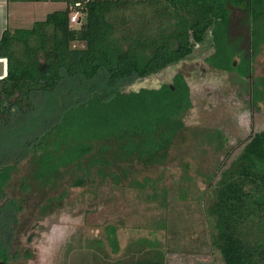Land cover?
Here are the masks:
<instances>
[{
  "label": "trees",
  "instance_id": "trees-1",
  "mask_svg": "<svg viewBox=\"0 0 264 264\" xmlns=\"http://www.w3.org/2000/svg\"><path fill=\"white\" fill-rule=\"evenodd\" d=\"M73 13H80L79 24H70ZM244 20L248 28L241 35ZM263 47L264 0H68L30 28L4 31L0 130L8 126L15 143L0 152V264L10 259L13 223L18 205L22 208L6 191L20 163L32 162L34 178L42 182L72 166L81 173L77 184L95 179L118 184L131 176L137 187L151 188L156 180L139 181V169L167 168L169 150L185 128L126 131L127 90L162 83L152 92L165 95L178 111L185 84L180 67L202 61L245 84ZM172 73L174 92L167 83ZM148 100L141 96L135 102L147 106ZM223 131L217 126L204 131L206 144L223 148ZM187 168L181 165L182 172ZM218 172L199 196L210 249L221 264H264V132ZM115 230L108 226L110 236ZM109 240L116 253L114 237ZM166 256L163 247L142 248L115 264H165Z\"/></svg>",
  "mask_w": 264,
  "mask_h": 264
},
{
  "label": "rangeland",
  "instance_id": "rangeland-1",
  "mask_svg": "<svg viewBox=\"0 0 264 264\" xmlns=\"http://www.w3.org/2000/svg\"><path fill=\"white\" fill-rule=\"evenodd\" d=\"M246 23L244 20V25L238 29L241 35L248 28ZM204 66L198 61L177 70L189 83L193 79L194 82L200 80L207 95L219 93L226 102L223 105L216 102L209 108L204 102L196 105L197 110L191 108L192 112L183 119L184 132L176 137L169 150L167 168L139 169V181L150 176L156 180L153 187L141 189L131 176L121 177L118 184L111 179L77 184L76 176L81 173L72 166L61 168L59 175L49 183L34 178L32 162H22L15 168L6 191L22 208L18 205L13 223L10 264H115L126 261L138 249L155 252L158 247L167 252L165 264H221L207 240L208 221L199 196L206 188L208 177L212 173L218 177V170L240 154L243 145H235L246 138L249 117L243 102L235 104L237 98L233 103L227 100L234 91L231 78L221 73L202 72ZM252 68L253 77L264 75V47L253 58ZM171 75L167 83L174 74ZM207 75L219 77L220 85L206 83L203 79ZM161 84L133 86L127 92L140 87L153 89ZM213 89H216L214 93L209 92ZM257 118L256 128L260 129L264 119ZM216 126L224 130L226 144L223 148L206 144L207 135L203 132ZM13 143L15 136L8 135V126L0 130L1 154L8 146L11 151ZM226 151L229 156H223ZM183 163L188 164V168L183 169L185 172L181 170ZM188 176L191 179H187ZM154 191H157L155 197ZM108 226L116 229L112 235L116 253L112 251Z\"/></svg>",
  "mask_w": 264,
  "mask_h": 264
},
{
  "label": "flooded vegetation",
  "instance_id": "flooded-vegetation-1",
  "mask_svg": "<svg viewBox=\"0 0 264 264\" xmlns=\"http://www.w3.org/2000/svg\"><path fill=\"white\" fill-rule=\"evenodd\" d=\"M253 60L250 63V68L248 70V74L246 76V82L245 84H241L238 83L237 80L235 79V77H232V85L234 88V91H231L230 94L227 97L228 101H231L230 103H233V99L237 98L238 101L235 100V104H239L237 102H243L244 103V108L247 112V116L249 117V131L248 134L246 136V138L244 139L245 142H243L242 140L240 142H237V144L235 146H241L243 145L241 152L246 148V144L250 143V141L254 138V136H256L257 134H260L262 132H264V126L262 127H258L260 129H257V121L259 120L257 117L264 119V111L262 110V106L264 107V75L259 74L256 77H253ZM202 72L205 73H221L218 70H214V69H210L208 66H204L202 68ZM215 72V73H214ZM173 74V73H172ZM178 76V75H177ZM203 77V75L201 76ZM175 77H172L171 82L168 83V86L172 89H170L172 92H174L175 87H173V81H174ZM181 78L183 79L184 83L187 84L189 86V90H190V105L191 107L189 109L186 110L185 112V116L187 117L189 111L192 112V109H196L201 105L202 103H207V107L209 108V106H214V104L216 102H223L222 105L224 104V102H226V99L223 95L219 94V93H215L213 96L212 95H207L206 91L204 90V85L199 81L194 82V79L192 80L193 82H190L188 80H186V78L183 76V74L181 73ZM217 78V79H215ZM206 83H210L214 82L218 85H220L218 83V81L221 82V79H219V77L213 76V77H209L208 75L205 77ZM200 82V83H199ZM214 85V84H213ZM212 85V88H213ZM211 86V85H210ZM242 86H244L243 91H242ZM161 87V85L157 88H153V89H159ZM221 87V86H220ZM207 88V87H206ZM152 89V88H151ZM239 89L243 92V94L240 93ZM216 89L210 90L209 92L214 93ZM232 93V94H231ZM213 101V102H212ZM192 108V109H191ZM262 110V111H261ZM185 128V125H183ZM226 144V142H225ZM240 152V153H241ZM230 154L228 153V156ZM12 248V245H10V250ZM10 256H11V252H10ZM9 256L10 259H8V264H10V260L11 257Z\"/></svg>",
  "mask_w": 264,
  "mask_h": 264
},
{
  "label": "water",
  "instance_id": "water-1",
  "mask_svg": "<svg viewBox=\"0 0 264 264\" xmlns=\"http://www.w3.org/2000/svg\"><path fill=\"white\" fill-rule=\"evenodd\" d=\"M79 22L80 20L78 21V24ZM4 76L5 63L0 60V79ZM170 89H172V87ZM154 90L155 89L140 87L139 89L133 88L127 92V99L130 102L131 107H127L128 120L125 123L126 131L133 132L135 130L142 133V131L145 130L161 129L171 130L172 133H175L183 128L185 112L191 107L189 102V86L187 84H184L183 86L184 91L182 96L184 98V103L178 111L172 108L173 103H169L166 98H164L165 95L156 96V94L152 92ZM141 96H149L147 106L135 102ZM147 107L150 108L149 111L145 110ZM133 119L137 120V123H133Z\"/></svg>",
  "mask_w": 264,
  "mask_h": 264
},
{
  "label": "crops",
  "instance_id": "crops-1",
  "mask_svg": "<svg viewBox=\"0 0 264 264\" xmlns=\"http://www.w3.org/2000/svg\"><path fill=\"white\" fill-rule=\"evenodd\" d=\"M66 1L0 0V38L8 29L30 28L33 23L44 20L47 14L65 8Z\"/></svg>",
  "mask_w": 264,
  "mask_h": 264
},
{
  "label": "built area",
  "instance_id": "built-area-1",
  "mask_svg": "<svg viewBox=\"0 0 264 264\" xmlns=\"http://www.w3.org/2000/svg\"><path fill=\"white\" fill-rule=\"evenodd\" d=\"M73 14L70 17V24L71 25L78 24V21H79V17L75 16L76 13H73Z\"/></svg>",
  "mask_w": 264,
  "mask_h": 264
}]
</instances>
